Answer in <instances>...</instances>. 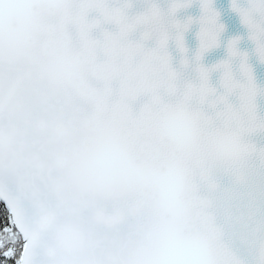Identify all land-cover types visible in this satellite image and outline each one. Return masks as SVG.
<instances>
[{
	"label": "snow or ice",
	"instance_id": "6c2138e0",
	"mask_svg": "<svg viewBox=\"0 0 264 264\" xmlns=\"http://www.w3.org/2000/svg\"><path fill=\"white\" fill-rule=\"evenodd\" d=\"M230 9L264 62V0ZM220 17L0 0V264H264V86Z\"/></svg>",
	"mask_w": 264,
	"mask_h": 264
},
{
	"label": "water",
	"instance_id": "95a60500",
	"mask_svg": "<svg viewBox=\"0 0 264 264\" xmlns=\"http://www.w3.org/2000/svg\"><path fill=\"white\" fill-rule=\"evenodd\" d=\"M215 7L221 13V21L227 26L226 32L224 33V38L232 35L240 34L243 39L240 42V48L249 52V63L253 67V73L256 78L257 84L264 86V62L257 59L253 49V43L247 38V30L240 23L239 17L230 9V0H214ZM193 14H198V8L194 7L192 10ZM198 30V26H193V29L186 33V42L189 47H195L197 41L195 39V31ZM225 55V49L223 46L213 50L206 60L208 62H213L216 59L223 58ZM259 110L264 113V97H258Z\"/></svg>",
	"mask_w": 264,
	"mask_h": 264
}]
</instances>
